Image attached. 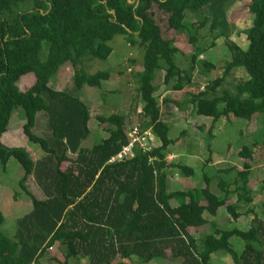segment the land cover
<instances>
[{"label":"trees","instance_id":"1","mask_svg":"<svg viewBox=\"0 0 264 264\" xmlns=\"http://www.w3.org/2000/svg\"><path fill=\"white\" fill-rule=\"evenodd\" d=\"M222 1L0 0V136L11 112L20 108L25 119L22 133L42 154L31 161L23 149L0 143L2 167L10 156L22 164L24 175L18 184L31 205L17 220L12 239L0 233V264H38L55 244L62 258L49 257L53 264H69L70 260L76 264H117V260L147 264L166 259L212 264L211 256L218 252L228 255L231 264H264V214L259 218L252 210L249 186L252 148L257 143L264 157V129L252 147L242 146L237 152L242 160L240 170H213L210 176H202L199 189L169 191L166 184L173 171L186 178L192 176V170L177 159L165 160L167 148L176 139L168 137L170 127L161 119L154 95L155 72H162L166 92L193 86L197 58L213 46H198L197 32L208 25L211 33L219 26L216 17ZM249 1L256 18L246 31V47L241 49L225 38L229 60L221 75L197 91H184V104L190 105L195 116L211 121L203 165H209L208 142L215 122L229 117L246 121L254 115L264 118V0ZM24 4H29V9L21 10ZM187 14L196 19L186 21ZM168 31L186 38L190 47L187 69L176 64L181 52L167 38ZM116 36L123 37L129 47L142 50L135 79L141 107L138 114L134 110L140 120L128 126L129 115L97 116L108 135L86 149L82 142L89 134L88 107L78 97L51 89L48 82L68 64L76 88L99 87L110 74L88 73L85 64L105 61L111 52L108 42ZM204 66L213 69L209 63ZM236 69H242L247 78L225 88L227 76ZM26 74L32 75L33 82L21 90L18 83ZM166 99L161 103L168 102ZM37 113L46 119V133L41 137L33 133ZM132 126L148 131L157 145L107 163L127 143L126 132ZM213 178L215 194L209 190ZM26 179H31L41 198L23 188ZM232 196L234 202L228 203ZM219 208L232 221L251 214L248 228L219 227L214 220ZM2 221L0 213V225ZM203 226L209 232L202 237L189 233V229ZM231 238L242 242L240 251L232 248Z\"/></svg>","mask_w":264,"mask_h":264},{"label":"rangeland","instance_id":"2","mask_svg":"<svg viewBox=\"0 0 264 264\" xmlns=\"http://www.w3.org/2000/svg\"><path fill=\"white\" fill-rule=\"evenodd\" d=\"M29 7V4H24L20 9L25 10ZM255 18L256 12L249 0H223L216 17L219 26L211 33L208 31V25L197 32L198 46L207 48L210 43H213V46L198 56L192 74L193 86L182 90V92H166L161 84L162 72H155L154 95L160 104L161 119L170 127L168 137L176 139L175 144L167 148L165 160L172 159L171 161H174L177 159L180 164L192 170V176L186 178L173 171L166 181L169 191L199 189L203 187L202 176H210L213 170L229 167L240 170L242 160L237 156V152L242 146H251L254 140H259L263 132L264 118L261 115H254L249 121L233 117L219 119L213 124L211 138L208 142L211 152L207 161L209 165H203V160L207 158L208 153L205 142L211 121L209 118L195 116L190 105L184 104L187 99V94L184 91H197L207 81L221 75L224 63L229 60V54L223 45L225 38L241 49L246 47L245 34ZM195 19L194 15H186V21L192 22ZM218 33L221 35L215 36ZM166 36L171 40L172 45L181 52V55L175 59L176 64L181 69H187L190 47L186 38L181 34L176 35L172 31H168ZM108 45L111 52L105 61L92 60L85 64L88 73L106 71L110 74V79L102 81L99 87L76 88L72 83V71L68 64L61 66L48 82L51 89L78 97L88 107L89 134L82 142V146L86 149L108 135L107 127L98 122L97 116H106L110 113L129 115L128 126L140 120L139 116L134 114V110L141 107V101L135 89L137 87L135 79L141 67L142 50L129 47L121 36L113 37ZM43 50H45V46H43ZM205 62L212 65L213 69L206 68ZM246 78L247 75L242 69H236L230 76H227L224 87L229 89L230 85ZM124 81L128 84L126 85ZM32 82V75L26 74L20 78L18 85L21 90H25ZM163 97H166L168 101L165 104L161 103ZM175 105L180 106L176 107ZM24 121L23 111L20 108L14 109L10 114L5 132L0 136V143L8 148L23 149L30 159L35 161L41 151L37 145L29 143L23 135L21 127ZM45 123V115L37 113L33 127V133L36 136L41 137L46 133ZM182 131L183 135H179ZM157 143V139L152 137V144L156 146ZM173 155H177L178 158ZM64 166L65 164L61 165V167ZM23 175L22 164L15 156H10L3 167L0 165V213L3 218L0 233L9 239L13 238L17 220L31 210L29 197L18 184ZM215 182L216 180L213 178L209 184V190L214 194L216 193ZM249 186L252 191L250 204L252 210L259 218H262L264 214V157L261 154L259 143L252 148ZM23 188L39 198L42 197L31 179H26L23 182ZM227 202L233 203L234 197L232 196ZM172 204L174 205L173 202ZM243 211L244 207H241L239 212ZM251 218V214L241 215L236 221H232L224 209L219 208L214 220L221 228H236L244 231L248 228ZM207 232H209L207 226L189 229V233L199 238ZM229 243L236 252L240 251L242 247L240 240L231 238ZM51 256L57 259L62 258V253L56 244L37 261L38 264H53L49 258ZM211 262L212 264H231L229 256L219 252L211 256ZM78 263L83 264L81 261ZM116 263L131 264L129 260H117ZM69 264H76V262L70 260ZM147 264H181V262L166 259Z\"/></svg>","mask_w":264,"mask_h":264},{"label":"built area","instance_id":"3","mask_svg":"<svg viewBox=\"0 0 264 264\" xmlns=\"http://www.w3.org/2000/svg\"><path fill=\"white\" fill-rule=\"evenodd\" d=\"M139 113L136 109L135 114ZM127 143L119 151L107 160V163H115L130 158L134 151H149L154 145L152 137L148 131H139L136 126H132L126 132Z\"/></svg>","mask_w":264,"mask_h":264},{"label":"crops","instance_id":"4","mask_svg":"<svg viewBox=\"0 0 264 264\" xmlns=\"http://www.w3.org/2000/svg\"><path fill=\"white\" fill-rule=\"evenodd\" d=\"M124 83H127V84H128V82H125V81H124ZM126 92H127V91H126ZM40 156H41V153L38 155V158H39ZM176 156H177V155H173V157L178 158V157H176ZM38 158H37V159H38ZM31 161H33V160H31ZM172 202H173V201H170V205H171V206H174L175 203L173 202V203H174V205H173ZM152 262H154V261H152Z\"/></svg>","mask_w":264,"mask_h":264}]
</instances>
